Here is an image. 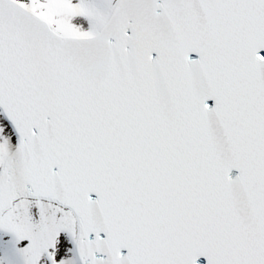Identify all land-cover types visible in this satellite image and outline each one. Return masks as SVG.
<instances>
[{"label": "snow or ice", "instance_id": "6c2138e0", "mask_svg": "<svg viewBox=\"0 0 264 264\" xmlns=\"http://www.w3.org/2000/svg\"><path fill=\"white\" fill-rule=\"evenodd\" d=\"M0 264H264V0H0Z\"/></svg>", "mask_w": 264, "mask_h": 264}]
</instances>
